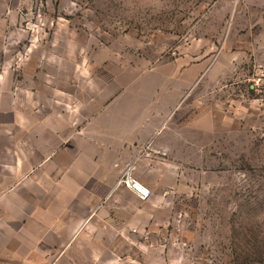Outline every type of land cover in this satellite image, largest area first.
Segmentation results:
<instances>
[{
    "label": "rangeland",
    "instance_id": "obj_1",
    "mask_svg": "<svg viewBox=\"0 0 264 264\" xmlns=\"http://www.w3.org/2000/svg\"><path fill=\"white\" fill-rule=\"evenodd\" d=\"M7 7L14 52L81 100L133 77L127 90L145 94L140 101L151 103L156 84L172 94L162 136L131 162L150 195L121 185L109 194L117 202L86 224L77 263L264 264V0Z\"/></svg>",
    "mask_w": 264,
    "mask_h": 264
},
{
    "label": "crops",
    "instance_id": "obj_2",
    "mask_svg": "<svg viewBox=\"0 0 264 264\" xmlns=\"http://www.w3.org/2000/svg\"><path fill=\"white\" fill-rule=\"evenodd\" d=\"M7 2L0 0V264H79L74 250L91 236L86 224L117 202L107 196L121 189L125 165L162 136L172 94L156 84L151 103L140 101L145 94L127 90L133 77L105 81L81 100L14 52L20 39Z\"/></svg>",
    "mask_w": 264,
    "mask_h": 264
},
{
    "label": "built area",
    "instance_id": "obj_3",
    "mask_svg": "<svg viewBox=\"0 0 264 264\" xmlns=\"http://www.w3.org/2000/svg\"><path fill=\"white\" fill-rule=\"evenodd\" d=\"M116 184L124 186L135 196L145 199L150 195V189L141 182L134 174V167L131 163H127L116 179Z\"/></svg>",
    "mask_w": 264,
    "mask_h": 264
}]
</instances>
